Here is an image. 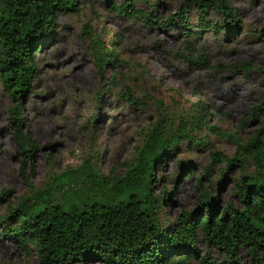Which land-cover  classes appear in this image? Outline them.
<instances>
[{
	"label": "rangeland",
	"instance_id": "1",
	"mask_svg": "<svg viewBox=\"0 0 264 264\" xmlns=\"http://www.w3.org/2000/svg\"><path fill=\"white\" fill-rule=\"evenodd\" d=\"M123 1L82 0L77 9L60 11L52 37L36 51L39 67L20 104L0 79V189L11 187L9 195L0 200V212L6 210L8 197L15 201L28 191V182L20 173L22 163L25 172L33 166L31 179L36 186L45 185L54 172L84 163V170L92 163L114 180L125 174L145 129L157 117L169 114L178 122L176 113L194 110L200 103L210 111L207 124H216L242 139L259 128L264 134V109L255 107L264 106V0H229L240 11L238 28L221 34L202 30L192 39H186L175 25L150 24L144 15H130L113 6ZM181 1L132 3L145 11L153 9L160 20L177 10ZM188 9L190 20L197 23V10L194 6ZM210 14L219 17L215 10ZM112 41L116 42L113 46ZM102 42L118 54L113 70L110 65L104 67L109 80L105 83L93 51ZM188 50L203 53L207 63L189 60ZM234 61L249 67L232 65ZM112 71L115 82L110 81ZM126 85L143 101L141 105L125 99ZM17 104L24 129L32 131L35 147L30 155H24L11 121L10 107ZM198 136L205 141L194 144L182 139L153 171V193L162 200L157 215L164 224L182 210L200 205L199 175L222 205L237 198L235 176L252 168L234 166L220 184L219 173L226 164L216 162L206 172L209 150L213 146L232 155L236 144L206 125L194 130L193 137ZM170 188L172 193L163 200L164 189ZM198 247L217 261L223 258L201 235ZM240 259L244 264H258L245 247ZM0 264L39 262L33 246L28 253L18 242L0 236ZM71 264L102 263L85 260Z\"/></svg>",
	"mask_w": 264,
	"mask_h": 264
},
{
	"label": "trees",
	"instance_id": "2",
	"mask_svg": "<svg viewBox=\"0 0 264 264\" xmlns=\"http://www.w3.org/2000/svg\"><path fill=\"white\" fill-rule=\"evenodd\" d=\"M80 1L0 0V79L8 93L18 98V104L32 87L39 67L36 51L52 37L58 13L77 9ZM113 6L130 15H144L150 24L175 25L186 39L202 30L231 33L240 24V11L229 0H182L177 10L160 20L153 9L145 11L134 6L132 0ZM190 6L197 10V23L189 18ZM212 10L217 11L218 18L210 16ZM115 43L112 41L111 46ZM93 51L105 83L109 80L104 67L110 65L113 70L118 54L104 42ZM186 57L207 63L203 53L188 50ZM231 64L249 67L241 61ZM110 81H116L113 71ZM124 88L129 103L142 104L128 85ZM18 104L10 107L11 121L24 155H30L35 143L31 129H24L21 112L16 109ZM255 107L264 109L263 105ZM209 115L206 105L200 103L194 110L176 113L178 122L169 114L157 117L145 129L125 174L114 180L92 163L84 170V163L54 172L45 185L36 186L31 179L33 166L25 172L22 163L20 173L28 182V191L15 201L8 197L6 210L0 212V236L18 242L28 253L33 246L39 264L85 260L102 264H244L240 259L244 247L258 264H264V134L259 128L242 139L216 124H207ZM205 125L224 133L236 144L232 155L212 146L210 163L204 166L206 172L212 164L224 161L226 165L219 173L223 184L234 166L252 168L235 176L233 189L237 198L222 205L199 175L200 205L182 210L164 224L156 210L162 200L153 193L155 166L164 164L165 155H171L182 139L193 140L194 144L204 142V136H193L196 128ZM10 192L11 187H2L0 200ZM171 193L172 188L164 189L163 200ZM200 235L223 253L220 261L213 259L209 251L199 252Z\"/></svg>",
	"mask_w": 264,
	"mask_h": 264
}]
</instances>
